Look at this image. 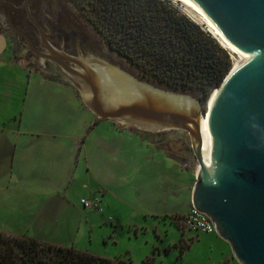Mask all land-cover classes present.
<instances>
[{
    "label": "rangeland",
    "instance_id": "rangeland-1",
    "mask_svg": "<svg viewBox=\"0 0 264 264\" xmlns=\"http://www.w3.org/2000/svg\"><path fill=\"white\" fill-rule=\"evenodd\" d=\"M58 1L62 5L64 3V15L69 21V26L65 29L66 37L70 41L79 39L81 55L103 59L138 80L164 88L109 50L92 24L80 15L79 9L84 0ZM172 2L181 13L192 19L187 13L186 5L178 0ZM193 21L210 31L205 23ZM210 33L217 38L211 31ZM218 41L222 45L221 41ZM8 49L7 53L0 57V62L4 63L0 66V80L6 82L0 85L2 235L14 237L26 232L35 233L38 228L41 233L53 238L69 240V247L112 259L117 258L122 260L120 264H241L233 256L229 243L215 231L198 233L179 226L182 215L177 219V214H183L187 210L185 184L188 182L189 173L194 172L197 167L188 134L183 130L144 133L134 132L135 130L130 128L133 138L126 137L125 140L124 133L119 144L112 140L120 150L114 156L118 165H114L111 164L113 155L110 148L115 150V143L107 147L104 142L96 141L98 134H108L110 131L103 127L105 124L102 123L106 120H100L93 126L94 119L89 115L91 129L89 132H86V129L84 131L85 139L91 141L89 169L85 168L83 174L67 184L71 186L75 194L72 197L80 209L73 210L70 217L60 220L37 215L41 206H47L49 209L54 207L52 203H42L41 195L38 198L33 195L35 188L39 186V180L45 182L41 191H50L54 174L51 171L49 156L36 159L32 154L25 152L20 161L22 140H18L16 144L15 139H10L7 136L10 134V128H19L21 124L22 131L28 130L40 135L34 142L47 150L46 148L54 142L50 139L54 132L74 135L82 133V123L79 119L87 114L81 110L80 101L71 97L72 93L59 87V81H48L42 87H36L34 83L28 86V74L24 78V68L12 58L11 50ZM227 51L233 66L235 55L228 49ZM29 67L39 70L34 64ZM32 80L34 81L33 78ZM181 92L189 93L198 100L195 93ZM206 108L205 105L204 112ZM4 121L5 124L2 125ZM148 138L150 140L146 142ZM8 143L14 145L10 163L5 162ZM164 149L177 155V158L173 159L174 161L160 159V153ZM101 153H105L106 161L101 158ZM104 188L108 193H105ZM90 194L98 195L102 199V211L82 206L80 196L92 197ZM80 212L81 215L78 214ZM65 226L67 231L60 230ZM56 228L59 229L55 232Z\"/></svg>",
    "mask_w": 264,
    "mask_h": 264
},
{
    "label": "water",
    "instance_id": "water-1",
    "mask_svg": "<svg viewBox=\"0 0 264 264\" xmlns=\"http://www.w3.org/2000/svg\"><path fill=\"white\" fill-rule=\"evenodd\" d=\"M193 1L247 58L231 67L208 105L210 93L206 112L191 94L138 80L103 59L72 56L50 44L47 56L72 62L62 64L64 85L96 119L152 133L185 131L197 161L192 206L209 217L241 264H264V0ZM5 46L0 33V52Z\"/></svg>",
    "mask_w": 264,
    "mask_h": 264
},
{
    "label": "trees",
    "instance_id": "trees-1",
    "mask_svg": "<svg viewBox=\"0 0 264 264\" xmlns=\"http://www.w3.org/2000/svg\"><path fill=\"white\" fill-rule=\"evenodd\" d=\"M79 13L109 50L158 85L197 94L204 111L208 96L232 67L227 49L172 0H84ZM120 263L31 236L0 233V264Z\"/></svg>",
    "mask_w": 264,
    "mask_h": 264
},
{
    "label": "crops",
    "instance_id": "crops-1",
    "mask_svg": "<svg viewBox=\"0 0 264 264\" xmlns=\"http://www.w3.org/2000/svg\"><path fill=\"white\" fill-rule=\"evenodd\" d=\"M5 53H7V50H5V48H4L0 52V57L5 55ZM3 65H4V63L0 62V66L2 67ZM22 68H24V72H23L24 78H25V75L28 74V79H27L28 86L31 83H34V85L36 87L37 86L42 87L48 81H55L54 79L45 77L39 71H35L34 69H31L29 67L22 65ZM32 78L34 79V81L32 80ZM15 82L17 83L16 79H15ZM4 83H6V82L0 80V85L4 84ZM59 87L62 88V90H66V91L72 93L71 97H74L78 101H80L76 97L75 92L70 87L64 85L61 82H59ZM80 104H81V110L85 111L87 114L86 117H82L81 115H80L81 117L79 116L80 117L79 121L82 123L81 129L83 130V132L75 134V135H74V133L68 134V133H63V132H54L52 134V137L50 136V139L54 140V142L52 144H50L51 146L49 148H46L47 150H44L43 148H41V146L38 143L34 142V140H36V138H38L40 135H38L36 133H32L31 131H28V130L22 131L21 130V124H20L19 128H17V126L11 127L10 128V130H11L10 134L7 135V136H9L10 139H15L16 144H17L18 140L19 141L22 140L21 150L19 151L20 152L19 158L21 157L20 161L23 158L25 152L32 154L36 159H38L39 157L49 156V162L51 163L50 165L52 166L51 171H53V174H54L53 179H51V177H50V179L52 180L50 191H48L49 193H46L45 191H41L44 188L45 182H43L42 180H39V182L37 183V184H39V186H37L35 188L37 191L35 190L33 195L36 198H38L39 195H41V197L43 198L41 200L42 203H52V204H54V207L51 209H49L47 206L39 207V209L37 210V213H36L39 216L46 215V216H50L53 220H60V219L70 217L73 214V210H79L80 209L79 207H77V203H75V200L72 197V195H75V194H74L73 190L71 189V186H67V184L69 183L70 180L72 182L74 178L78 177L80 174H83L85 168L87 170L89 169V161L88 160H89V154L91 153V149H90L91 141H90V139H88V138L85 139V137H84L85 129L87 130L86 132H89V130L91 129L89 127V124H90V121L88 119L89 115L92 116V118L94 119V121L92 122L93 126L100 121V120L94 118L93 114L88 109H86L84 107V105L82 104L81 101H80ZM24 110H25V107L23 108L22 113L24 112ZM4 124H5V121L2 122V125H4ZM102 124H105V126H103V127L108 128V130H110V131L108 134H102V133L98 134L96 136V138H97L96 141H100V143L104 142L105 145H107V147H111L113 145V143H115V150H112L110 148L111 154L113 155V159H112L111 164L118 165L117 163H115L114 156H116V153H118V151H120V150H118L116 148V142H114V141H117V144H119L120 143L119 141L121 139L120 137L124 133H125L124 139L126 137H128V139L133 138L132 137L133 135H131V133H130L133 131L130 128L125 127V126L119 127L121 124H119L115 121H111V120H106ZM134 132H138V131L135 130ZM140 136H143V135H140ZM137 138H136V141L138 140ZM112 140H114V141H112ZM125 140H127V139H125ZM149 140L150 139L148 138L145 141L147 142ZM29 142H30V144H29ZM12 147H13V149H11ZM107 147H104V148L107 149ZM7 149L8 150H7L5 162L10 163L11 159H12V154L14 153V145L8 143ZM151 150H153V149H151ZM161 152L162 153H160L161 154L160 159H164V160L168 161V160H173V159L175 160L177 158V155L171 154L168 150L164 149ZM101 158L106 161L105 153H101ZM36 161L39 162L38 160H36ZM109 163H106V164H109ZM181 167L184 168L183 165H181ZM35 171L37 172V170H35ZM195 174H196V170L194 172L191 171V173H189L188 182L185 184V189H187V195H186L187 210L183 214L182 213L177 214V219H179L181 217V215H185L189 211V209L192 207L191 191H192L193 183L195 181ZM191 181H192V185H190ZM104 189H105V193H108L106 191V188H104ZM100 191H101V188H100ZM35 194H37V195H35ZM90 195H92V194H90ZM89 197H91V196H89ZM81 198H86V197L80 196V199ZM78 214L81 215L82 213L80 212ZM59 228H56L54 231L56 232L57 229H59ZM60 230L67 231V226H65L64 228H62ZM70 233H72V230L70 231ZM23 234L34 237V238H36L40 241H43V242L61 245V246H67V247L70 246L69 240H62L59 238H53L51 235L49 236L47 234L41 233L38 228L36 229L35 233L26 232ZM121 262H122V260H121Z\"/></svg>",
    "mask_w": 264,
    "mask_h": 264
},
{
    "label": "flooded vegetation",
    "instance_id": "flooded-vegetation-1",
    "mask_svg": "<svg viewBox=\"0 0 264 264\" xmlns=\"http://www.w3.org/2000/svg\"><path fill=\"white\" fill-rule=\"evenodd\" d=\"M64 7L58 0H0V33L5 36V50L10 48L12 58L21 66L34 64L39 70L31 69L67 84L63 65H72V62L59 63L47 56L48 44L72 56L80 52L79 39L70 41L66 37L69 21Z\"/></svg>",
    "mask_w": 264,
    "mask_h": 264
},
{
    "label": "bare ground",
    "instance_id": "bare-ground-1",
    "mask_svg": "<svg viewBox=\"0 0 264 264\" xmlns=\"http://www.w3.org/2000/svg\"><path fill=\"white\" fill-rule=\"evenodd\" d=\"M182 2L187 7L188 15L196 21H201L205 23L208 29L217 36V38L221 41L222 45L227 48L231 53L235 55L234 66L239 65L247 58L243 55L241 51H239L234 45H232L215 27V25L210 21V19L205 15V13L194 3L193 0H178ZM217 89H214L209 97L208 105L211 104L212 99L216 93ZM201 134H202V146H206L209 141V132H208V119L203 116L201 118ZM204 158V154H203Z\"/></svg>",
    "mask_w": 264,
    "mask_h": 264
},
{
    "label": "built area",
    "instance_id": "built-area-1",
    "mask_svg": "<svg viewBox=\"0 0 264 264\" xmlns=\"http://www.w3.org/2000/svg\"><path fill=\"white\" fill-rule=\"evenodd\" d=\"M80 203L84 208H95L99 211H102V199L98 195L81 198ZM179 225L183 229L193 230L198 233H208L215 231L214 225L209 217L193 206L185 215L181 217Z\"/></svg>",
    "mask_w": 264,
    "mask_h": 264
}]
</instances>
